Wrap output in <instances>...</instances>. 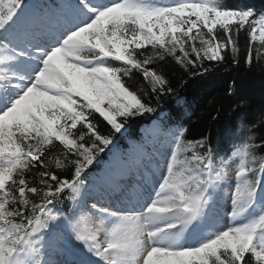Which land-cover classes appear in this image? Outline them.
<instances>
[{
  "label": "snow or ice",
  "instance_id": "obj_1",
  "mask_svg": "<svg viewBox=\"0 0 264 264\" xmlns=\"http://www.w3.org/2000/svg\"><path fill=\"white\" fill-rule=\"evenodd\" d=\"M242 36L243 65H264L247 4L0 0V264H264V107L198 138L159 108L169 59L238 67ZM145 117L136 182L94 174Z\"/></svg>",
  "mask_w": 264,
  "mask_h": 264
},
{
  "label": "trees",
  "instance_id": "obj_2",
  "mask_svg": "<svg viewBox=\"0 0 264 264\" xmlns=\"http://www.w3.org/2000/svg\"><path fill=\"white\" fill-rule=\"evenodd\" d=\"M228 3L233 6L247 4L257 11L264 10V0H228ZM245 47L246 38L242 36L240 66H219L209 73L196 77L184 74L171 59L164 64L166 71L174 73L172 80L175 93L164 97L159 108L185 120L189 128V138H198L201 133L215 137L224 125L241 118L255 122L261 108L264 107V65L254 62V66L247 69L243 65ZM182 80L186 83L182 84ZM233 80L238 85L236 94L228 97L225 90ZM179 98H182L180 104L177 103ZM241 99L247 102L242 110L237 108ZM184 108L189 118L184 117L182 113ZM148 119L145 117L131 122L124 134H134L136 128ZM256 132L259 136H264V128H258ZM124 134L119 135L116 142L122 140Z\"/></svg>",
  "mask_w": 264,
  "mask_h": 264
},
{
  "label": "rangeland",
  "instance_id": "obj_3",
  "mask_svg": "<svg viewBox=\"0 0 264 264\" xmlns=\"http://www.w3.org/2000/svg\"><path fill=\"white\" fill-rule=\"evenodd\" d=\"M262 53H264V50L262 51Z\"/></svg>",
  "mask_w": 264,
  "mask_h": 264
},
{
  "label": "bare ground",
  "instance_id": "obj_4",
  "mask_svg": "<svg viewBox=\"0 0 264 264\" xmlns=\"http://www.w3.org/2000/svg\"><path fill=\"white\" fill-rule=\"evenodd\" d=\"M216 135V134H215Z\"/></svg>",
  "mask_w": 264,
  "mask_h": 264
}]
</instances>
